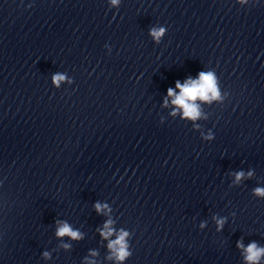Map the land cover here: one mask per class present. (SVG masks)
Listing matches in <instances>:
<instances>
[{"label": "clouds", "instance_id": "clouds-1", "mask_svg": "<svg viewBox=\"0 0 264 264\" xmlns=\"http://www.w3.org/2000/svg\"><path fill=\"white\" fill-rule=\"evenodd\" d=\"M241 2H246V0H241ZM111 3L117 5L119 0H111ZM165 31L166 29L163 27H153L149 34L152 36L153 40L158 43ZM65 79L66 77L64 74L57 73L53 76L52 81L54 86L59 87L60 83ZM168 98H171V104L174 106L172 115H176V112L180 111L183 119L196 121L201 117L200 105L197 101L211 103L213 100L220 99V89L217 83V77L214 72L201 71L196 78L188 77L183 83L177 80L175 83V89L168 88L167 90V98H165L164 101L165 106L169 103ZM252 175L253 173L250 171L248 177H251ZM244 176V172L235 173V182L238 183L244 178ZM253 193L256 196L264 197V188L257 187L253 190ZM95 209L100 213L107 209V205L97 203ZM223 223V219L217 220L218 231L222 229ZM58 224L59 226L56 230L57 237L67 236L72 240H79L82 238V234L79 231L74 230L67 222H58ZM112 224V220L106 221L103 229L99 230L100 236L108 240L107 247L110 252L108 259H115L119 262H123L131 255L127 242L129 233L124 230L115 232ZM201 227H203V225H201ZM114 233L116 234V239H108ZM64 247L67 248L68 245H65ZM237 248L242 250L245 264H260L261 259L264 258V247L258 246L256 242H251L245 247L241 241H238ZM90 254L95 256L97 253L92 252ZM44 255L45 258H48V253H45ZM85 259L87 261V258ZM88 264H94V261H89Z\"/></svg>", "mask_w": 264, "mask_h": 264}]
</instances>
